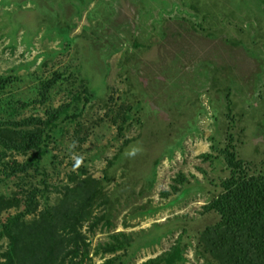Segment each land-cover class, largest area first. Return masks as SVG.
<instances>
[{"label":"rangeland","instance_id":"obj_1","mask_svg":"<svg viewBox=\"0 0 264 264\" xmlns=\"http://www.w3.org/2000/svg\"><path fill=\"white\" fill-rule=\"evenodd\" d=\"M0 76V121L51 122L26 187L52 198L76 171L106 193L83 227L95 264L178 241L179 264H210L197 251L219 219L205 205L231 173L224 150L264 170V0H0ZM118 231L125 246L103 252Z\"/></svg>","mask_w":264,"mask_h":264},{"label":"trees","instance_id":"obj_2","mask_svg":"<svg viewBox=\"0 0 264 264\" xmlns=\"http://www.w3.org/2000/svg\"><path fill=\"white\" fill-rule=\"evenodd\" d=\"M5 83L0 76V91ZM56 112L59 116L62 111ZM50 123L33 116L22 123L0 121V180H18L14 191L0 192V214L8 210L0 218V236L9 242L0 264H95L83 227L86 222L93 225L105 217L96 212L108 201L99 180L71 171L69 182L52 198L48 193L41 195L37 183L31 182L30 189L26 187L30 170L43 169ZM8 152L26 158L9 160ZM224 152L231 173L222 181L220 192L205 205L206 210L218 213L219 219L201 231L197 252L210 264H264V170L251 172L234 152ZM13 208L17 210L11 212ZM121 235L126 234L118 231L111 235V241L98 247L103 252L120 250L126 243ZM208 253L212 258L206 257ZM116 260L117 256H112L97 264H114ZM180 261H185V255L178 241L169 250L138 264Z\"/></svg>","mask_w":264,"mask_h":264}]
</instances>
